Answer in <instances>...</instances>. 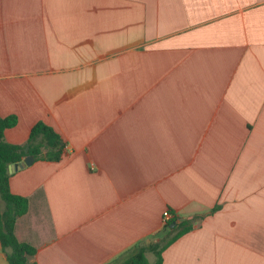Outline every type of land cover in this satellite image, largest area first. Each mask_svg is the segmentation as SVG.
I'll return each mask as SVG.
<instances>
[{
    "label": "crops",
    "instance_id": "obj_1",
    "mask_svg": "<svg viewBox=\"0 0 264 264\" xmlns=\"http://www.w3.org/2000/svg\"><path fill=\"white\" fill-rule=\"evenodd\" d=\"M8 116L66 145L10 173L37 264H120L166 209L162 264H264V0H0Z\"/></svg>",
    "mask_w": 264,
    "mask_h": 264
},
{
    "label": "trees",
    "instance_id": "obj_2",
    "mask_svg": "<svg viewBox=\"0 0 264 264\" xmlns=\"http://www.w3.org/2000/svg\"><path fill=\"white\" fill-rule=\"evenodd\" d=\"M17 121L16 116L0 117V245L8 264H37L33 261L36 248L28 242L20 241L16 236L17 220L28 211L29 201L28 198L11 192L8 166L23 161L29 155L35 160L58 162L63 158L66 145L62 137L43 122L33 126L25 144H10L4 140V132L14 127ZM194 222L195 219L173 218L164 224L161 242L137 246L133 254L120 264H162V252L192 230ZM171 224H175L174 227ZM148 252L156 256L154 263L147 260Z\"/></svg>",
    "mask_w": 264,
    "mask_h": 264
},
{
    "label": "water",
    "instance_id": "obj_3",
    "mask_svg": "<svg viewBox=\"0 0 264 264\" xmlns=\"http://www.w3.org/2000/svg\"><path fill=\"white\" fill-rule=\"evenodd\" d=\"M34 161V157L29 155V156H26L23 161L19 162V163H16V164H10L8 166V171L9 173H14L18 170H21L27 166H30ZM175 224H171V227H174Z\"/></svg>",
    "mask_w": 264,
    "mask_h": 264
},
{
    "label": "built area",
    "instance_id": "obj_4",
    "mask_svg": "<svg viewBox=\"0 0 264 264\" xmlns=\"http://www.w3.org/2000/svg\"><path fill=\"white\" fill-rule=\"evenodd\" d=\"M163 222L164 224H166L167 222H169L170 220H172L173 218H175L174 214L170 211V210H164L163 215Z\"/></svg>",
    "mask_w": 264,
    "mask_h": 264
}]
</instances>
